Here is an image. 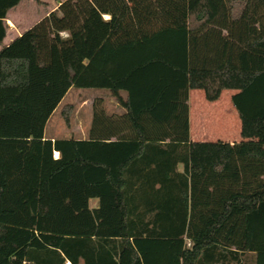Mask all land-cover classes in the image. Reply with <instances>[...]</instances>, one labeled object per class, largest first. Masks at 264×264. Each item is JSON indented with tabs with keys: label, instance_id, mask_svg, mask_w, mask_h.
I'll list each match as a JSON object with an SVG mask.
<instances>
[{
	"label": "trees",
	"instance_id": "obj_1",
	"mask_svg": "<svg viewBox=\"0 0 264 264\" xmlns=\"http://www.w3.org/2000/svg\"><path fill=\"white\" fill-rule=\"evenodd\" d=\"M19 1L0 0V264H264V0H62L5 44ZM71 87L122 111L95 97L84 137H45ZM191 89L235 90L247 140L191 141Z\"/></svg>",
	"mask_w": 264,
	"mask_h": 264
},
{
	"label": "rangeland",
	"instance_id": "obj_2",
	"mask_svg": "<svg viewBox=\"0 0 264 264\" xmlns=\"http://www.w3.org/2000/svg\"><path fill=\"white\" fill-rule=\"evenodd\" d=\"M37 8L40 9L41 6H37ZM235 92V90L226 89L222 91L216 101H208L200 89L189 91L188 104L190 105L193 137L196 134L205 141H213L216 138L226 142L247 140L240 134L242 122L231 102V95ZM99 96L104 99L107 111L116 110L117 106H115L114 100L108 96L107 91L96 88H69L48 118L44 129L45 135L55 137L85 136L90 119L91 102ZM65 106L70 107L68 124L65 123L62 115V109ZM254 140L257 138L255 137ZM96 203V199L89 201L91 207Z\"/></svg>",
	"mask_w": 264,
	"mask_h": 264
},
{
	"label": "crops",
	"instance_id": "obj_3",
	"mask_svg": "<svg viewBox=\"0 0 264 264\" xmlns=\"http://www.w3.org/2000/svg\"><path fill=\"white\" fill-rule=\"evenodd\" d=\"M62 0H20L18 4L14 7L10 8L6 14V23L7 27V34L4 38V43L7 44L17 36L21 35L22 33L26 32L31 26H33L36 22H38L41 18L46 16L50 11L57 8L59 3ZM37 6H41L40 9ZM105 18H108V15H104ZM64 34V33H63ZM65 35V34H64ZM9 36V37H8ZM193 90V89H191ZM189 99V98H188ZM116 107L115 112H121L122 109L117 105L114 101ZM189 105V104H188ZM189 124H190V139L191 141H205L199 135H194L192 132L191 126V112H190V105H189ZM49 138H55V136H46ZM69 137V136H68ZM84 137V136H82ZM216 141L219 139H215ZM213 140V141H215ZM224 141V140H223ZM228 142V141H227ZM53 156L57 157L58 152L54 151ZM178 169H181V165L178 166Z\"/></svg>",
	"mask_w": 264,
	"mask_h": 264
}]
</instances>
